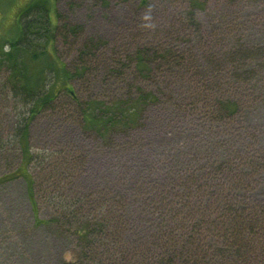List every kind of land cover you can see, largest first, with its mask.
Here are the masks:
<instances>
[{
	"label": "rangeland",
	"instance_id": "rangeland-1",
	"mask_svg": "<svg viewBox=\"0 0 264 264\" xmlns=\"http://www.w3.org/2000/svg\"><path fill=\"white\" fill-rule=\"evenodd\" d=\"M29 1L0 0L2 49L7 50L6 40L18 34V18ZM37 1L47 5L50 25L59 22L65 29L77 26L76 33L56 37L57 51L50 52L51 58L57 60V70L45 71L46 89L72 87L80 100L112 101L136 95L138 87L158 93L157 81L161 80L166 88L164 101L150 105L137 127L126 134L114 132L106 140L83 130L75 105L61 95L60 108H51L29 123L28 152L24 145L21 147L18 137L28 107L15 95L12 84L16 82L10 79L9 69L0 68V178L11 175L0 185V264H64L63 261L74 260L81 248L70 232L63 233L58 225L34 223L48 219L54 209L46 198L51 189L46 167L44 170L47 162L28 164L29 154L40 151L46 160L54 149L76 150L83 160L78 167L81 177L68 188L82 192L98 188L109 198L117 191L127 196L132 193L137 200L132 190L140 188L137 176H145L144 185L152 186L155 179L169 175L174 168L185 169L184 159H205L210 155L207 148L221 152L219 144L212 141L209 120L203 111H194L189 106L191 100L182 109L167 103L166 96L178 89V84H182L185 92L189 84H196L194 79L200 81L199 88L206 78L217 79L226 90L234 87L233 81H238L237 90L243 93V112L248 111L253 117L252 132L241 134L240 139L230 136L225 149L229 148L228 153L234 155L225 156L244 160L243 169L249 173L244 199L264 197V0H200L197 8L190 0ZM138 49L152 61V69L145 77L134 66ZM163 51L171 53L172 58L165 59L174 64L173 68L168 69L160 62ZM182 58L184 62L193 61L192 71L182 72L175 66ZM83 66L86 71L77 72L71 80L61 76L63 69L75 73ZM55 75L57 78L51 85ZM245 116L241 117L243 122ZM204 145L207 148L201 149ZM221 159L222 154H218L214 162ZM256 161L259 164L254 166ZM135 204H127L123 209L121 224L130 227V231L121 236L124 259L118 264H157L154 262L159 259L157 252L148 250L152 230L141 219L142 211L133 208ZM128 248L141 251L144 261H133ZM103 257L104 264L117 263L110 262V258L117 257L111 250Z\"/></svg>",
	"mask_w": 264,
	"mask_h": 264
},
{
	"label": "trees",
	"instance_id": "trees-1",
	"mask_svg": "<svg viewBox=\"0 0 264 264\" xmlns=\"http://www.w3.org/2000/svg\"><path fill=\"white\" fill-rule=\"evenodd\" d=\"M190 1L195 8L201 5L200 0ZM57 16L59 19V14ZM18 22V34L6 40L8 49L4 50L0 45V68L6 66L9 69L10 79L16 82L12 84L13 91L21 104L28 107L23 117L25 122L18 129L21 147L24 145L27 151L29 123L39 114L51 111V108H60L61 95L75 105L82 129L95 133L102 140L109 139L114 132L129 133L137 127L150 105L164 101V80L157 81L160 95L138 87L136 95L128 94L112 101L97 98L80 100L72 87L55 91L46 89L45 71L55 73L57 70V60L51 58L50 52L57 51L54 45L56 37L66 32L76 33L77 26L65 29L58 21V24L51 22L53 25H50L47 5L37 0H30L24 6ZM160 57L163 58L160 62L168 69L174 67L170 60L165 59L172 58L169 51L161 52ZM133 61L140 75H149L152 61L143 50L135 51ZM175 66L181 68L182 72H188L195 65L193 61L184 62L182 58ZM83 70L86 71V66L78 67L75 73L69 74L63 69L61 76L71 80ZM190 77H194V74ZM56 78V75L52 76L51 85ZM194 81L196 84H189L185 92L182 84H178V89L166 96L167 103L182 109L184 105L187 106L185 102L191 100L189 106L206 115L212 141L219 144L222 151L216 153L214 148L211 152L207 145L201 146V149L207 148L209 156L205 159H184L185 169L174 168L169 175L155 179L152 186L144 185L142 180L145 176H137L135 179H138L137 187L140 188L132 189L137 200L132 193L127 196L117 191L109 198L105 191L98 188L86 192L68 188L69 184L81 177L78 167L83 160L76 150L54 149L46 160L44 153L39 154L40 151L29 154L28 164L47 162L44 170L46 167L47 181L50 183L48 187L51 189L47 191L49 195L46 198L54 209V214L48 219L35 220L34 223L58 225L63 233L70 232L81 246L75 259L63 261L64 264H104V253L106 255L109 250L117 256L110 258V262L118 264L124 259L121 250L125 244L121 236L130 231V227L125 228L121 218L124 206L135 203L133 208L142 211L141 219H145L150 226L148 229L153 232L149 230L151 237L148 240H152L148 250L157 252L159 259L154 261L157 264H264V197L258 200L244 199L245 180L249 177V173L243 169L244 160L225 156L234 155V152L228 153L229 148L225 149L226 144L230 143L229 137L235 135L240 139L241 134L251 131L253 117L248 111L243 112V93L237 90V80L233 81L234 87L229 83L231 86L228 90L217 79L206 78L201 88L200 81ZM242 116L246 121L243 122ZM218 154H222V159L214 162ZM190 164L196 167L187 166ZM258 164L256 161L254 166ZM9 176L4 174L0 178V185L9 180ZM35 205L38 210L36 201ZM126 251L133 261H144L145 255L141 251L131 248Z\"/></svg>",
	"mask_w": 264,
	"mask_h": 264
}]
</instances>
